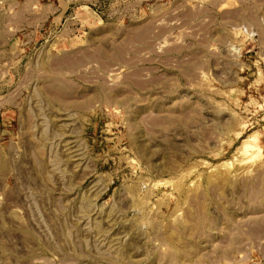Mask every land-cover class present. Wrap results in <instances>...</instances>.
Instances as JSON below:
<instances>
[{"label": "rangeland", "instance_id": "obj_1", "mask_svg": "<svg viewBox=\"0 0 264 264\" xmlns=\"http://www.w3.org/2000/svg\"><path fill=\"white\" fill-rule=\"evenodd\" d=\"M0 264H264V0H0Z\"/></svg>", "mask_w": 264, "mask_h": 264}]
</instances>
